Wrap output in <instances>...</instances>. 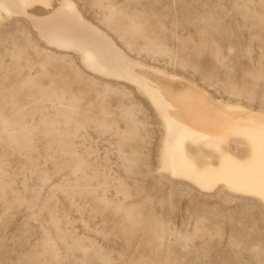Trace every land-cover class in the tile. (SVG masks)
Here are the masks:
<instances>
[{"label": "rangeland", "instance_id": "obj_1", "mask_svg": "<svg viewBox=\"0 0 264 264\" xmlns=\"http://www.w3.org/2000/svg\"><path fill=\"white\" fill-rule=\"evenodd\" d=\"M73 1L129 56L264 109V0ZM163 134L133 86L2 23L0 264H264V205L170 178Z\"/></svg>", "mask_w": 264, "mask_h": 264}, {"label": "bare ground", "instance_id": "obj_2", "mask_svg": "<svg viewBox=\"0 0 264 264\" xmlns=\"http://www.w3.org/2000/svg\"><path fill=\"white\" fill-rule=\"evenodd\" d=\"M36 7L49 10L39 16ZM42 13V12H41ZM29 21L48 46L100 77L133 86L161 120L160 170L202 193L226 190L264 205V109L215 97L195 81L129 56L73 0H0V25Z\"/></svg>", "mask_w": 264, "mask_h": 264}]
</instances>
